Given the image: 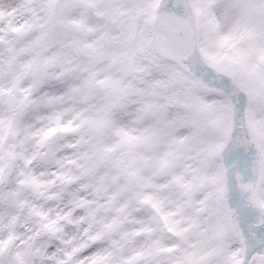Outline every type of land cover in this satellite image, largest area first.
Masks as SVG:
<instances>
[{
  "label": "rangeland",
  "instance_id": "obj_1",
  "mask_svg": "<svg viewBox=\"0 0 264 264\" xmlns=\"http://www.w3.org/2000/svg\"><path fill=\"white\" fill-rule=\"evenodd\" d=\"M74 1L80 4L79 8L65 20L69 0H66V8L61 16L58 15V0H51V11L57 18L62 44L71 46L68 35L75 34V30L82 34L83 42L79 45L97 37L96 50H109L111 55L118 57L119 67L123 70L118 74L122 82L109 85L114 96H123L125 85H133V92L121 101L127 107L115 110L111 118H104L101 114L99 119L106 122L92 126L95 132L94 152L90 158L85 157L87 162L80 168V171H84L93 160L102 161L105 167L104 175L98 179V187L106 193V198L93 202L96 212L91 218L93 225L99 229V237L108 245L104 251L112 253L111 264H118L136 252L144 253L145 264H206L209 254L216 258L217 264H232L228 249L235 240L241 239L236 226L239 215L237 204L245 208L247 183L238 181L235 184L233 181L223 185L222 181L229 167L224 169L219 159L225 161L228 156L230 163L234 146L222 155L223 132L220 131L225 126H220V123L228 122L225 129L227 133L231 127H235L232 105L223 107V115L214 130L206 132L199 128L198 110L201 100L208 97L212 90L223 89L221 84H224L222 78L207 72L201 61L210 67L220 66L217 61L227 57L223 53L232 50L231 56L240 63L238 73L251 88L253 84L255 94H264V8H261L264 0H241L239 6L231 12L219 13L213 11V0H189L190 9L193 11L194 5L197 9L191 13L197 26L194 65L168 59L155 44L148 43V38L153 36L152 20L160 0ZM21 5L22 0H0V13L4 14L3 19L7 18L10 25L19 21L24 14L25 9ZM114 17L115 21L120 22L116 32L112 28ZM27 35L22 30L18 36L10 38L7 32L0 33V38L5 41L0 44V92L15 90L21 99L22 84L16 77L23 75V62L31 57L36 61L32 65L35 68L41 67L43 61L40 55L43 51L40 43L42 39L33 43L35 40H27ZM217 36L233 37L229 42L233 46L227 49L214 47L212 42ZM9 40L13 43H7ZM146 44L150 50L145 54L140 49ZM59 49L60 45L52 49V52L56 53ZM54 63L59 66L50 68L52 76L61 67L69 66L67 57L63 56L57 57ZM154 81L161 83L151 86ZM236 82L241 83L239 80ZM229 86L231 88V84ZM135 89H141L142 94L135 93ZM61 90L62 85L53 79L49 92ZM228 92L235 104L241 91L236 89L233 94L228 89ZM145 103L157 106L168 104L167 119L173 123L153 125L155 117L139 119L137 110ZM28 108H25L21 117ZM5 113L11 114L12 111L0 115ZM244 126L251 137L249 149L255 150L249 162L250 171L259 180L258 199L253 205L263 214L264 221V120L251 119ZM118 128L137 139L131 144L120 145V137L116 135ZM217 128L221 129V134ZM183 135L192 137L185 143L189 147L179 155L169 151L174 138ZM109 148L113 151L109 152ZM193 151L194 156L191 155ZM29 152H33V149L19 135L8 146L0 143L2 190L6 184L18 178V172L28 177L25 184L16 188L17 195L5 199L0 206V241L6 239L9 232H14L20 237L16 243L22 248L30 246L37 237L51 235L53 232H56L57 239H61L55 222L49 220L54 213L57 220L62 215L56 205L49 207L52 201L61 197L43 192L42 188L30 182L33 178L39 181L47 173L38 174L32 169H25L21 161L28 157L26 153ZM35 156L36 160H44L50 156V152L41 148ZM193 160L194 164L182 163ZM8 167L14 170L13 175H7V179L2 178L4 168L7 170ZM228 174L231 176V173ZM193 192H202L208 197L214 206L211 217L197 210L200 207L199 201L193 206L190 198ZM145 197L150 198L147 204L141 203ZM134 204H142L146 208L143 210L137 206L132 210ZM37 213L41 215L37 217ZM113 221L119 226L113 224ZM177 221L179 230L174 227ZM29 223L34 226L29 227ZM229 225L234 226L231 229ZM46 246L47 241L38 245L40 249ZM166 247L173 250L162 252ZM33 255L38 253L33 250Z\"/></svg>",
  "mask_w": 264,
  "mask_h": 264
},
{
  "label": "snow or ice",
  "instance_id": "obj_2",
  "mask_svg": "<svg viewBox=\"0 0 264 264\" xmlns=\"http://www.w3.org/2000/svg\"><path fill=\"white\" fill-rule=\"evenodd\" d=\"M23 6V5H21ZM47 22L50 25V31L45 34L48 39V44L43 47L40 55L43 57L42 67L38 74H34L28 83L27 87H22L23 99L19 101L27 109L29 105H36L41 107L40 98H44L45 103L42 105L44 113L39 119H50L55 122V126L44 132V139L49 141L50 156L53 160H59L62 155L66 154L69 149L75 147L74 144H59L56 141V134H76L85 126H93L100 122L99 117L111 118L115 114V110H123L127 107L121 101L127 98V95L133 92V85L131 83L125 85L123 96L116 97L110 89V84L119 85L122 78L118 74L123 70L119 67L118 57L111 55L110 51L105 49L101 51L96 50L97 37L89 39L83 45L65 46L62 44L58 21L55 14L51 11V0L47 6ZM11 14V13H9ZM4 14L0 13V33H12L18 36L21 29L13 27L9 23L5 28ZM90 31H92L90 29ZM185 29L178 26L166 31H157L155 35L148 38L149 44H155L160 47L161 42L178 45L182 43L179 39L180 33ZM42 37L37 38L33 43H38ZM233 39L231 36H217L213 40V46L216 48H223L229 45ZM5 43L3 38H0V44ZM7 43L11 44L13 41L9 40ZM60 45L58 52L53 53L52 49ZM233 46V45H231ZM11 50V49H10ZM142 51V49H140ZM21 51H25L21 49ZM162 54H167L164 48H160ZM67 57L68 67H61L55 76H52L50 68L59 66L54 63L57 57ZM168 59H176V57L168 55ZM15 59V57H13ZM36 61L29 57L23 62V75H18L16 78L23 84L29 80V71L33 63ZM11 64V61H9ZM53 79L60 85L62 90L56 93H50L49 88L52 86ZM161 82L154 81L151 86H158ZM230 82L224 81V88L212 90L210 95L203 98L198 110L199 128L211 132L219 123L223 115V107L232 105V121L233 125L237 126V121L240 125H247L249 120L261 121L264 120V94L257 93L255 95L248 93H240L236 97V103H232V97L228 92ZM135 93L142 94L141 89H135ZM211 97V99H209ZM25 102H28L25 104ZM83 104L84 107L77 108L76 104ZM65 105H67L65 107ZM168 104H161L159 106L153 103H145L143 107L138 109L139 119L146 117H155L152 121L153 125H170L172 121L167 119ZM92 109L91 111L89 109ZM71 116L65 122V116ZM116 135L120 137L119 144H131L137 138L132 136L127 131L118 128ZM192 137L183 135L174 138V143L184 145ZM244 138L250 139L247 127L244 130ZM88 139L87 136L84 137ZM113 151L112 148L108 149ZM254 149L250 148L249 152L254 154ZM87 156V153H85ZM36 162V156L25 157L23 159L24 166L32 168ZM35 172L36 170L32 168ZM105 173V167L102 161L93 160L89 167L84 169L83 175L69 185L68 190L61 196V199H71L73 195L80 198V192L86 190L88 184L95 185L96 181ZM17 179L10 181L5 185L3 193L4 198L10 199L17 195L16 188L19 185L26 183L23 177V172L17 173ZM32 184L36 183L35 178L31 180ZM148 197H145L141 203L147 204ZM200 207L197 209L205 216L211 217L214 206L208 200V197L202 193V199H199ZM153 207H156L153 205ZM158 210V209H157ZM86 207L80 206L73 210L70 214L72 217L78 218L81 222L84 219ZM37 217L41 214L37 213ZM166 218V217H165ZM179 223V221H177ZM70 220L67 226L58 228L59 233H65L72 227ZM237 228L239 229V236L241 239L235 240L229 246V260L232 264H264V222L257 223L252 219V213L244 207L239 208V215L237 218ZM47 227V225H44ZM179 234V233H178ZM56 232L51 235L37 237L35 241L27 248H22L16 243L20 237L14 232H9L6 239L0 241V264H86L82 258L85 253L90 252L93 257H99L101 260L108 256V252L104 249L95 250L99 248L98 241L101 240L99 235L92 239V243L87 246L74 247L71 250H65L63 244L66 242L62 238H56ZM47 241V246L40 249L38 245ZM23 243V241H21ZM33 250L38 255H33ZM173 249L166 247L162 252L168 253ZM138 256L141 254H137ZM92 264H98L96 259H93ZM127 264V261H126ZM206 264H217V260L209 254Z\"/></svg>",
  "mask_w": 264,
  "mask_h": 264
},
{
  "label": "clouds",
  "instance_id": "obj_3",
  "mask_svg": "<svg viewBox=\"0 0 264 264\" xmlns=\"http://www.w3.org/2000/svg\"><path fill=\"white\" fill-rule=\"evenodd\" d=\"M49 0H22L23 8L25 9L24 14L21 16L20 20L13 23V27H18L22 31L27 32V40H37V38L43 37L46 33L50 31V25L47 22V6ZM214 7L213 11L219 13L220 11L231 12L233 9L239 6L241 0H213ZM163 10V9H162ZM167 10H173L172 4L169 3ZM176 12H180L181 9H174ZM11 15V14H9ZM5 28L9 23L7 18H4ZM7 37H14V34L7 33ZM42 42V41H41ZM232 44L226 45L225 48H231ZM31 80L25 81L21 86L27 87ZM211 99V97H209ZM45 103L44 98H40L41 107L33 105L28 108L26 112L23 113L22 117L14 119L11 114L5 113L0 115V143L8 146L14 142L15 136L19 135L20 139L33 149V152L26 153V156H32L33 154L39 153L40 149L43 148L45 151L50 152L49 143L44 139V132L55 126V122L50 119H39L44 113L42 105ZM77 108L84 107L83 104H76ZM69 115L65 122L70 119ZM87 136L88 139L85 140L84 137ZM56 141L63 144H74L75 147L68 150V152L59 160H53L51 156L47 159L39 160L37 159L32 168L36 170L39 174L41 172L47 173V175H42L39 181H36L35 185L37 188H42L43 192H49L52 195L62 196L69 188V185L73 181L77 180L79 176L83 175V171H80L83 163L87 162L85 157H91L94 152L95 147V132L92 126H85L76 134H63L58 133L56 135ZM189 145H179L173 143L169 146V151L179 155L183 152ZM87 153V156L85 155ZM195 155V151L191 153ZM80 163H77V162ZM182 163L194 164L195 161H183ZM23 165V161H21ZM26 170H31L24 166ZM5 179H7V174H5ZM24 180H28V177H22ZM31 182V181H30ZM99 181L97 180L95 185L88 184L86 190L80 192V198L73 195L71 199L61 198L57 201H52L49 205L51 207L53 204L59 208L62 215L59 219H56V214L54 213L49 217V220L55 222V225L59 228L61 226H67L69 221H72L73 226L68 229L65 233H59L61 238L66 241L63 244L65 250H71L74 247L87 246L92 243L94 236L99 234V229L93 225L92 214L96 212V208L93 206V202H98L106 198V193L98 187ZM187 198V197H186ZM190 198L193 201V206H196V202L202 199V192H193L190 194ZM85 206L86 211L84 219L81 222L78 218L70 216L74 209L80 206ZM144 205L134 204L132 210L135 207ZM113 224H116L113 221ZM33 223H29V227H33ZM118 227L119 225L116 224ZM174 227L179 230V224H175ZM99 248L95 250L105 249L108 245L104 240L98 241ZM108 256L101 260L99 257H93L90 252L85 253L82 257L86 264H92L93 259L98 261V264H111L112 253L108 252ZM141 254V255H137ZM145 264L144 253L136 252L135 254L129 255L127 259L120 260L118 264Z\"/></svg>",
  "mask_w": 264,
  "mask_h": 264
},
{
  "label": "bare ground",
  "instance_id": "obj_4",
  "mask_svg": "<svg viewBox=\"0 0 264 264\" xmlns=\"http://www.w3.org/2000/svg\"><path fill=\"white\" fill-rule=\"evenodd\" d=\"M189 0H186V6H187V9H188V12L190 14V18L192 20V22L194 23L195 25V31H194V37L196 35V30H197V26H196V23H195V20L193 19V12H195L197 9H196V6L194 5L193 7V11L190 9V6H189ZM79 3L77 1H74V0H69V6L67 8V11H66V15H65V20L67 18H70L74 12H76L79 8ZM84 9L86 10V4L83 5ZM261 8H264V4H262ZM191 10V11H190ZM192 13V14H191ZM116 20V17H114L112 19V28H113V31H118L119 28H120V22L119 21H115ZM75 34L73 33H70L68 35V38L71 42V46H75V45H79L80 43L83 42V39H82V34L79 33L78 30H75L74 31ZM61 38V36H60ZM61 41L62 38H61ZM48 39L47 37L44 35L43 38H42V42L40 41L41 46L43 45V47H46L47 44H48ZM59 46V45H58ZM142 50L145 52H148L150 49L148 47V45L146 44ZM232 50L231 51H225L223 53V55L227 56L224 60H218L217 63H220V66H213L211 65L212 67L208 66L206 63H202L201 61V64L203 65V67L205 68V70L209 73H213L215 75H217L219 78H222L224 81L227 80L230 82L231 84V88H230V91L233 92V94L236 92V89L239 91H241V93H243L242 91H248V94H252V95H255V87L253 86L252 84V88L248 85V83L242 78L241 74L238 73V65H240L239 61L235 60L233 58L232 55ZM194 56L196 57V52L194 53ZM199 56V54H198ZM200 62V59L198 60ZM42 67V66H41ZM41 67H35V68H32L30 71H29V74L30 76H33L34 74H38L39 71H40V68ZM237 80H239L241 83H238L236 82ZM209 82V81H208ZM209 84V83H208ZM222 87L224 88V84H221ZM220 88V87H219ZM218 89V88H217ZM217 89H214V90H217ZM251 91V93H250ZM247 93V92H246ZM21 100V96H19L15 90H13V92H6V93H1L0 92V113H4L5 111H12V116L14 119H17L19 117H21V114L22 112L25 110V107L22 106V104L19 103V101ZM251 121V119H250ZM221 125H224L225 127L223 128V131H220L218 128H217V131L219 132H223L222 134L219 132V134L222 135V141L226 139V134H227V131H225L227 125H228V122H226V124H223V121L222 123H220V126ZM240 125L239 121H237V128L238 126ZM255 126V125H254ZM256 127V126H255ZM244 130L245 128L243 129V131H238L236 129V131L234 132V136H244ZM224 132H226L224 134ZM238 148L234 149L232 151V158L230 160V168H229V172L232 173V177L231 179L227 181V183H231L233 182L234 180L235 181H238V178H239V174H240V166H241V162H240V152H239V149L242 150L243 148V145L242 144H238ZM242 145V146H241ZM217 157V156H216ZM9 166V164H8ZM13 172L14 170H11L8 169L6 170L4 168V173L2 174V178H5V174L7 175H13ZM249 178V176L246 175V178ZM5 191V189H4ZM4 191L2 190V184H0V206L2 205V203L4 202L5 198H4ZM251 198V196H249ZM249 198V199H250ZM257 198H258V195H257ZM250 201V200H249ZM238 205V210L240 208V204H237ZM146 207H141V209L145 210ZM153 210H155L156 208H152ZM158 209V207H157ZM149 210V209H148ZM159 210V209H158ZM151 211V210H149ZM148 211V214H151L150 212ZM260 211V210H259ZM152 212V211H151ZM263 215V214H262ZM223 224V223H221ZM224 226H227L226 223L223 224ZM230 228L232 229L234 225H229ZM169 235H171L170 233H168Z\"/></svg>",
  "mask_w": 264,
  "mask_h": 264
},
{
  "label": "water",
  "instance_id": "obj_5",
  "mask_svg": "<svg viewBox=\"0 0 264 264\" xmlns=\"http://www.w3.org/2000/svg\"><path fill=\"white\" fill-rule=\"evenodd\" d=\"M172 4L173 10H167L168 4ZM66 1L60 0L59 2V13L61 14L62 11L65 9ZM181 9L180 12L174 11V9ZM163 9V10H162ZM178 26H182L185 31L180 33L179 39L182 43L178 45L169 44L167 42H161L160 46H162L166 51L174 57H178L182 59L185 63H192L193 57V35L190 23L186 17V11L184 8V1L183 0H166L159 12L158 18L154 25L155 34L159 31H166ZM194 61V60H193ZM242 129V127H239ZM257 218H256V217ZM252 215L253 218H256L255 221L257 223L261 222V218L255 214Z\"/></svg>",
  "mask_w": 264,
  "mask_h": 264
}]
</instances>
